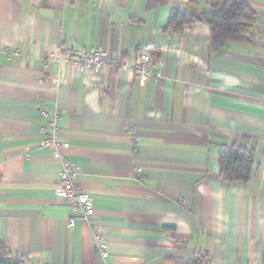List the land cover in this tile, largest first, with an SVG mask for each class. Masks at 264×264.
Here are the masks:
<instances>
[{"label":"crops","instance_id":"1","mask_svg":"<svg viewBox=\"0 0 264 264\" xmlns=\"http://www.w3.org/2000/svg\"><path fill=\"white\" fill-rule=\"evenodd\" d=\"M246 1L251 40L214 50L204 22L168 27L172 8L209 0H0V244L25 264H181L170 258L200 251L206 264H264V0ZM71 43L130 66L149 47L163 77L44 63ZM41 109L59 113L106 257L56 191ZM235 141L255 150L246 182L220 175Z\"/></svg>","mask_w":264,"mask_h":264},{"label":"built area","instance_id":"2","mask_svg":"<svg viewBox=\"0 0 264 264\" xmlns=\"http://www.w3.org/2000/svg\"><path fill=\"white\" fill-rule=\"evenodd\" d=\"M66 60L73 62L82 69L100 70L104 65H108L112 68H121L128 71H132L136 77L140 80H151L152 78L161 79L163 77V71L160 67L156 66L151 55L149 47H141L137 53L136 61L134 65H129L123 58H111L108 57L106 51L102 49L86 50L84 48H78L74 43L69 44L67 47L59 46L57 52L49 53L48 58L44 63L47 64V60ZM43 77L40 81H43ZM51 81L52 78H49ZM58 111L48 112L44 109L40 110V115L46 118L45 138L42 140V146L51 148L56 157L60 161L59 179L56 191L65 202L78 213L82 223L89 229L92 241L98 252L106 257L108 255V239L98 233V223L94 219V207L92 196L79 184L77 180L78 168L77 166L65 159L61 150L65 145L57 140V120ZM75 219L70 218L68 224L74 225ZM16 253V252H15ZM20 261H24L25 256L23 254L16 253ZM192 259H197V254H193ZM207 262V261H206Z\"/></svg>","mask_w":264,"mask_h":264},{"label":"trees","instance_id":"3","mask_svg":"<svg viewBox=\"0 0 264 264\" xmlns=\"http://www.w3.org/2000/svg\"><path fill=\"white\" fill-rule=\"evenodd\" d=\"M196 0H190L194 3ZM204 22L210 31L211 43L214 50L226 46L232 41H250L246 33L256 22V10L246 0H209V7L200 12L172 8L168 27L181 31L185 25ZM255 161V150L243 146L238 141L226 146L218 154L220 175L231 182H246L250 179ZM178 248L183 245L176 242ZM181 264H206L207 254L197 253V259L170 258ZM0 264H25L17 254L4 244H0Z\"/></svg>","mask_w":264,"mask_h":264},{"label":"rangeland","instance_id":"4","mask_svg":"<svg viewBox=\"0 0 264 264\" xmlns=\"http://www.w3.org/2000/svg\"><path fill=\"white\" fill-rule=\"evenodd\" d=\"M194 255H195V253H194ZM193 256V255H192ZM192 256H191V258H192Z\"/></svg>","mask_w":264,"mask_h":264}]
</instances>
